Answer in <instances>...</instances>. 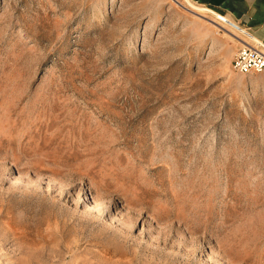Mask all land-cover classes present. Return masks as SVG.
<instances>
[{"label": "rangeland", "instance_id": "1", "mask_svg": "<svg viewBox=\"0 0 264 264\" xmlns=\"http://www.w3.org/2000/svg\"><path fill=\"white\" fill-rule=\"evenodd\" d=\"M203 10L0 0V264H264V71Z\"/></svg>", "mask_w": 264, "mask_h": 264}, {"label": "crops", "instance_id": "2", "mask_svg": "<svg viewBox=\"0 0 264 264\" xmlns=\"http://www.w3.org/2000/svg\"><path fill=\"white\" fill-rule=\"evenodd\" d=\"M220 15L264 45V0H177ZM243 34V33H242Z\"/></svg>", "mask_w": 264, "mask_h": 264}, {"label": "built area", "instance_id": "3", "mask_svg": "<svg viewBox=\"0 0 264 264\" xmlns=\"http://www.w3.org/2000/svg\"><path fill=\"white\" fill-rule=\"evenodd\" d=\"M173 3L177 0H169ZM247 41H241V47L232 60L233 72L240 75L261 73L264 71V45L251 40L249 33L242 34Z\"/></svg>", "mask_w": 264, "mask_h": 264}, {"label": "bare ground", "instance_id": "4", "mask_svg": "<svg viewBox=\"0 0 264 264\" xmlns=\"http://www.w3.org/2000/svg\"><path fill=\"white\" fill-rule=\"evenodd\" d=\"M196 9H197V8H196ZM203 11H205V10H203ZM207 11H208V10H207ZM211 13H212V12H211ZM227 23H228V22H227ZM230 24L233 25V27L235 26V25H234L233 23H231V22H230ZM242 33L244 34L245 32H242Z\"/></svg>", "mask_w": 264, "mask_h": 264}]
</instances>
